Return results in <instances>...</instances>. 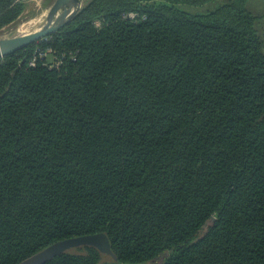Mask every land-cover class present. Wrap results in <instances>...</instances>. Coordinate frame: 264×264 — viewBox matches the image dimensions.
Listing matches in <instances>:
<instances>
[{
    "label": "trees",
    "instance_id": "1",
    "mask_svg": "<svg viewBox=\"0 0 264 264\" xmlns=\"http://www.w3.org/2000/svg\"><path fill=\"white\" fill-rule=\"evenodd\" d=\"M216 1L85 0L0 58V264H264L260 18Z\"/></svg>",
    "mask_w": 264,
    "mask_h": 264
},
{
    "label": "water",
    "instance_id": "2",
    "mask_svg": "<svg viewBox=\"0 0 264 264\" xmlns=\"http://www.w3.org/2000/svg\"><path fill=\"white\" fill-rule=\"evenodd\" d=\"M84 2L85 0H55L46 17V23L40 29L26 34H11L0 39V58L24 49L36 41L47 39L48 36L71 21ZM80 246H93L103 253L114 256L108 234L97 232L54 242L28 257L21 264H45L56 256Z\"/></svg>",
    "mask_w": 264,
    "mask_h": 264
},
{
    "label": "rangeland",
    "instance_id": "3",
    "mask_svg": "<svg viewBox=\"0 0 264 264\" xmlns=\"http://www.w3.org/2000/svg\"><path fill=\"white\" fill-rule=\"evenodd\" d=\"M25 9L21 16L12 24L0 29V39L11 34H26L40 29L46 23V17L54 0H24ZM51 2V4H50ZM224 0H218L202 7H190V11H207L215 8ZM250 10L259 16V30L263 42L264 50V0H248ZM48 59L52 60V55L48 54Z\"/></svg>",
    "mask_w": 264,
    "mask_h": 264
},
{
    "label": "built area",
    "instance_id": "4",
    "mask_svg": "<svg viewBox=\"0 0 264 264\" xmlns=\"http://www.w3.org/2000/svg\"><path fill=\"white\" fill-rule=\"evenodd\" d=\"M135 16H136V14H134V13L131 14V17H135ZM40 56L41 57H44V56H46V53H40ZM35 64H36V59H34V60L31 61V65H35Z\"/></svg>",
    "mask_w": 264,
    "mask_h": 264
},
{
    "label": "crops",
    "instance_id": "5",
    "mask_svg": "<svg viewBox=\"0 0 264 264\" xmlns=\"http://www.w3.org/2000/svg\"><path fill=\"white\" fill-rule=\"evenodd\" d=\"M55 1V0H54ZM54 3V2H53Z\"/></svg>",
    "mask_w": 264,
    "mask_h": 264
}]
</instances>
